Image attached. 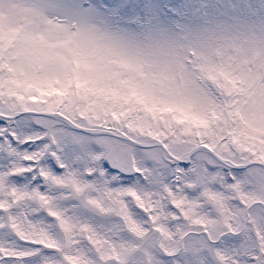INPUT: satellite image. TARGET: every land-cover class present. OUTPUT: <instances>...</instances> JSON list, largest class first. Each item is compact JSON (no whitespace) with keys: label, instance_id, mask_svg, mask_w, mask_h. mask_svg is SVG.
Here are the masks:
<instances>
[{"label":"snow or ice","instance_id":"obj_1","mask_svg":"<svg viewBox=\"0 0 264 264\" xmlns=\"http://www.w3.org/2000/svg\"><path fill=\"white\" fill-rule=\"evenodd\" d=\"M98 14L0 0V264H241L225 242L253 232L248 264H264V29L114 47ZM82 206L113 222L78 218Z\"/></svg>","mask_w":264,"mask_h":264},{"label":"rangeland","instance_id":"obj_2","mask_svg":"<svg viewBox=\"0 0 264 264\" xmlns=\"http://www.w3.org/2000/svg\"><path fill=\"white\" fill-rule=\"evenodd\" d=\"M89 2L99 10L97 19L105 25L106 29L127 37L134 46L142 43L150 36L159 39L188 37L191 40H196L203 36L210 27H214L221 22L233 27H246L256 33L264 29V0H85V3ZM233 4L242 6V20L237 16L229 15ZM222 17L224 18L223 21L221 20ZM177 24L181 25V28L173 31ZM33 128L37 132L43 131L38 126H33ZM28 134H31L29 130L21 129V135ZM23 150L22 147L21 151ZM34 150V148L29 149V151ZM65 158L69 163H72L75 161V154L69 151ZM6 163H10V161L0 158V166ZM107 163L108 161H103V166L106 169L108 168ZM50 165L56 174L59 175L64 172V169L55 165V161H50ZM137 178L139 177L136 175H133V177H120L117 184L136 188L147 186L145 181L137 180ZM27 182L28 179L24 177L16 180L18 186H24ZM57 204L61 210L71 206L70 202L65 200L58 201ZM132 212L137 220L144 218L134 208H132ZM75 215L98 227L113 222V218L102 214L97 215L92 209H85L83 206L76 210ZM48 220L50 221L51 218L49 217ZM252 234L243 233L236 238L230 236L224 246L233 254H237L238 251L243 250V245L238 250L236 249V243L243 241L248 246ZM238 237H241V239H238ZM155 255L161 264H174V258L172 257L160 253H155ZM244 255L248 256L249 250H246ZM237 258L241 259L240 253ZM243 261H241V264H246Z\"/></svg>","mask_w":264,"mask_h":264},{"label":"clouds","instance_id":"obj_3","mask_svg":"<svg viewBox=\"0 0 264 264\" xmlns=\"http://www.w3.org/2000/svg\"><path fill=\"white\" fill-rule=\"evenodd\" d=\"M8 5L6 4L4 6L3 11L5 13L8 12ZM53 20H55V17H52ZM103 43L114 46V47H129L132 46V44L129 42L127 37H124L120 34H117L115 32L109 31L108 29H105L103 32ZM198 51V50H197ZM200 77H203V74H199V77L194 76L193 79L190 81V86L191 87H198L201 84L205 83L203 79ZM165 115H169L168 113H165ZM176 115H179L176 113Z\"/></svg>","mask_w":264,"mask_h":264}]
</instances>
